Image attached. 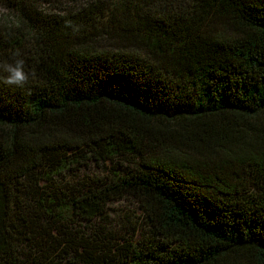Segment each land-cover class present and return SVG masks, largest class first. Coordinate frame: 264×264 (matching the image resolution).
<instances>
[{
	"label": "trees",
	"instance_id": "1",
	"mask_svg": "<svg viewBox=\"0 0 264 264\" xmlns=\"http://www.w3.org/2000/svg\"><path fill=\"white\" fill-rule=\"evenodd\" d=\"M62 3L0 0V62L35 72L0 82V264H264V0ZM88 154L110 177L43 190ZM126 195L142 243L113 259L74 219Z\"/></svg>",
	"mask_w": 264,
	"mask_h": 264
},
{
	"label": "rangeland",
	"instance_id": "2",
	"mask_svg": "<svg viewBox=\"0 0 264 264\" xmlns=\"http://www.w3.org/2000/svg\"><path fill=\"white\" fill-rule=\"evenodd\" d=\"M61 1L63 2V6L69 8L77 4L85 3L89 0ZM42 7L48 12L58 10L50 2H45L42 4ZM12 20H15L13 11L5 5L0 4V22L10 23ZM67 159L69 160L71 158ZM112 168L113 166L96 161L88 154L79 162H76L75 160L67 162L64 169L52 175L50 185L44 187L43 190L51 195L55 193L66 195L70 193V191L77 190L80 186L90 183L92 179L96 180L110 177ZM41 184L46 186V182L44 181H42ZM141 218L142 209L140 204L133 197L126 195L122 198L110 201L106 206L105 215L96 218L92 222L86 223L74 219L76 224H73V230H79L85 237L89 238L94 235L105 237V239L102 238V241L108 242L112 246L111 257L113 259L118 258L119 256L122 258L123 252L125 251L122 249L123 244H139L140 246V243H142L141 231L143 229L140 224ZM31 246L32 245L24 243L19 247L20 252H24L22 257L27 256L29 260H32V256L37 255L42 260L43 264H73L75 261V259H73V254L64 255L57 252V250L53 251L52 254H49V257L40 256L38 253H35V250H33ZM121 262H123V259ZM77 264L84 263L81 262Z\"/></svg>",
	"mask_w": 264,
	"mask_h": 264
},
{
	"label": "clouds",
	"instance_id": "3",
	"mask_svg": "<svg viewBox=\"0 0 264 264\" xmlns=\"http://www.w3.org/2000/svg\"><path fill=\"white\" fill-rule=\"evenodd\" d=\"M66 26H71V22H66ZM34 75V70H26V62L20 49L12 52L11 62H0V82L6 86L24 89Z\"/></svg>",
	"mask_w": 264,
	"mask_h": 264
}]
</instances>
